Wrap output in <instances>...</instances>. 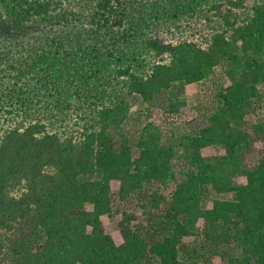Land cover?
Segmentation results:
<instances>
[{"label":"trees","instance_id":"1","mask_svg":"<svg viewBox=\"0 0 264 264\" xmlns=\"http://www.w3.org/2000/svg\"><path fill=\"white\" fill-rule=\"evenodd\" d=\"M65 43L105 93L89 115L52 93ZM1 75L0 264H264V0H0Z\"/></svg>","mask_w":264,"mask_h":264},{"label":"rangeland","instance_id":"2","mask_svg":"<svg viewBox=\"0 0 264 264\" xmlns=\"http://www.w3.org/2000/svg\"><path fill=\"white\" fill-rule=\"evenodd\" d=\"M185 30L188 32L189 28L185 29ZM16 32H18V31L13 32L12 30H10L8 28H6L4 31V33L7 34L6 37H12L11 35H13ZM69 52H71L72 54H70ZM73 56H75V53L73 52V50L71 51L68 44L65 43L63 45V47H60V49L55 52V58H54V61L56 62L55 67L60 64V66L62 67V70H56V71L51 70L48 63L50 62L52 64V62L51 61H48V63L43 62L40 69H43L45 71L46 80H43L41 82V78L36 77L38 75L34 74L33 77H31L29 80H27L29 82L25 85V87H26L27 91H30V92L35 91L36 94H40V92L41 91L43 92L44 89L47 88V90H46V92H47V91H49L48 89H50V87L53 86V84L54 85L57 84V86H58L57 92L54 93L52 91L53 94H55L58 97L60 92H63V94H64L67 92V90H69V92H71V96H69V100L71 101V105H75V108H77V113L78 114H85V113L88 114L89 111L91 110V107H92V103H91V102H93L92 100H94L95 102L96 101H99V102L105 101V98H103V95L105 93L103 94V92H102L100 95V93L97 92L96 88H94V82H96V80L95 79L93 80L92 77L89 75V71L82 67V63H81V65H75V62H73V61H75V60H73V58H74ZM70 59H72L73 61L71 62ZM54 71L57 73L63 74V80L61 83L59 81H57L58 78L56 79L55 83H53V81L50 80L51 79L50 74H52ZM67 73H70L71 76L68 74L69 77H67L65 75ZM41 77H42V75H41ZM56 77H58V76H56ZM47 78L49 79V82H48ZM7 82H9V81L6 78L2 77V75H1L0 76V89L1 90L6 86ZM47 82H48V84H47ZM97 84L98 83L96 82V85ZM104 86H105V88H104ZM102 89L104 91L107 90L106 84L103 85ZM83 92H85L86 95H84ZM77 93H79V94H77ZM205 94L206 93L203 90H201L194 83H189L186 86H184V88L182 90H179L180 99H185L189 103V106L191 109L190 110L191 113L183 112L180 115V117H177V120L179 121L178 122L179 125H181L180 122H182L185 119L190 118L191 116H193V114L197 113L196 106L199 102H203V103L205 102V100L207 98V96ZM75 95H77V96H75ZM92 95H94L95 97H93ZM78 96L80 99L87 97V100L82 99L80 102H83V103H80ZM210 96L213 97V100L215 99L214 96H212V95H210ZM210 96H209V100L212 99ZM45 101H49V98H46ZM216 103L221 105L220 101H216ZM47 107L51 108L52 106L49 103L47 105ZM144 108H146V105L142 104L139 100H137L136 103H132V107H131L132 118L136 119L138 121L137 117H140L143 115L142 111L144 110ZM42 109L43 108H41V110ZM54 112H55V114H57L58 110L54 109ZM140 112L142 115H140ZM252 114H253L252 118L257 119V121L258 120L261 121L264 119V93L261 96V100L255 104ZM88 115L85 118V120L90 118ZM75 116H76V114H75ZM212 149L215 152H217L218 154H222L225 152V146L221 143L216 144L215 146L212 147ZM111 186L113 188H116L118 186V181L112 180ZM222 197H223V195L216 194V192L214 190H211L209 193V198H210L209 201H211L214 198H222ZM119 218H120V214L113 216V217H111V216L110 217H106V216L102 217V219L105 223V226H106V230L110 233L112 239L117 244H120L123 241L121 232L117 226V220ZM200 221H199V223H200ZM144 223L145 222L143 220L141 222V224H144ZM229 249L230 248L225 245V247H224L225 253L219 252V253L213 254L211 256L213 264H227L228 260H227V257L225 254H227L229 252Z\"/></svg>","mask_w":264,"mask_h":264}]
</instances>
